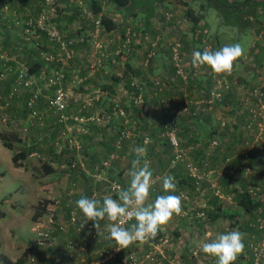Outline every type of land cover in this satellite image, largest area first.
I'll return each mask as SVG.
<instances>
[{
	"label": "rangeland",
	"instance_id": "374dc122",
	"mask_svg": "<svg viewBox=\"0 0 264 264\" xmlns=\"http://www.w3.org/2000/svg\"><path fill=\"white\" fill-rule=\"evenodd\" d=\"M79 0H65V2H69L71 4V6L75 3H78ZM103 4V8L105 11L110 12V14L113 13V11L111 10V6L109 5V3H107L108 0H101ZM188 1V0H186ZM238 3H242L245 0H234ZM184 0H171V3L173 4H180V7H182L183 13L186 9V6L183 5ZM193 2V1H190ZM190 4V3H189ZM261 4V3H258ZM65 3L64 0H37L32 1V0H25L24 3L22 2V0H0V16L2 14V12H5L7 15L11 14L13 11H16L19 16H22L24 18L28 17L27 15H25V12L30 13V16L34 19L37 20L39 18V15L42 12H45L46 15H51L50 14V10L51 9H55V13L52 16H49L51 20H54L58 23V25L60 26L61 32H62V37L63 39H69L73 41V45L72 48L74 49V56H72L70 59L65 60V62L61 65L62 66V70L64 72V78L61 81L60 86L68 93V101H67V108H66V113L69 116L68 121L64 122L66 123V129L67 131L70 133V135H66V136H62L61 132H59V134L61 135V138H59L60 143H65L68 147H70L71 149H75L77 147L76 143L80 142L81 139L80 137H74L75 135L73 134L74 130V124L78 123L79 120H75L74 117L75 115H71V112L69 113L68 111V105L71 102L72 97H74V91L75 88H79L80 86H85L87 80H88V76L91 74L93 75L94 73H96L98 76L99 75H109V73H113V75H116L118 77H121V75H124V78H128L130 79V81H135V86L137 85H141L142 89L143 86H146V90H152L153 89V94L151 93V97H150V101H145L146 99H144L143 94L141 95L143 98V103L142 105L145 106V111L150 110L153 113L157 114H161V119L162 122H153V120H151V122H147L151 116H149V112H146V116H145V124L147 125H151L152 127L149 128V126H146V128H144V136L148 137V143L147 144H140L141 147H145L147 152H146V159L150 162V167L151 170L153 171V177L155 175H162L165 172H168L170 169V160L172 159L174 150L173 147L171 145V143L169 142V146L167 147V145H165L167 148H163V141H159L158 136L162 137L163 140H165L166 138L168 139L167 136V131L169 130V121H170V117H171V113L169 112L172 108V103L175 104V106H178L180 104H182L184 102V94L188 91L186 90L188 88V85L191 86L190 81H181L182 83L180 84V88H186V89H180L176 91V96L175 98H173L170 95L165 94V92H167L169 90V84L167 79H170V76L174 75V67L172 68L170 65L172 64V59H171V43L174 40H177L181 43L182 45V51L184 53L183 55V62H184V73H190L191 69H190V61H191V55L193 53V51H200L199 50V46L195 45V41H193V38L195 35H199V33H203L205 34L206 37L205 40L206 42L211 46V49L213 48V45L211 44L210 41H208V30H206L207 32L204 33L203 29L202 31L198 32L197 29L195 30V33L193 31H191V27H192V23L188 21V23L186 25H178V23L180 22V20L184 17H187L184 13L183 17L180 18L181 15H178L179 11L177 9H179L178 5L176 8V5H171L170 8H163L160 12V16H162L164 14V20L166 21L165 23H162L163 27L161 29H156V31H149L146 34L143 35V40L146 41V47L144 48L142 55L139 56V60H138V65H140L141 63V68H137L132 67L129 70H127V66L126 63L124 64L125 58L127 56H131L134 55L132 54L133 52V46L137 45V42L135 41V38L137 37V29L136 27L138 26V22H129V21H125L123 23V25H125V28L128 26V30L125 29V35L124 38H114L110 32L111 31H105L100 25L96 26V24L93 22L92 24V28H90V31H87L88 33L85 35V41L88 43H90L92 45L91 47V51L89 53H87V55L84 54V51H81L80 53H76V49H75V34L73 33H68L69 31H71V29H65L63 30L59 21L57 20L58 18V9L60 7H64ZM78 6L82 5L81 8L84 7L85 5V9H88V5L87 2H85V0H83V2L77 4ZM184 6V7H183ZM193 6V11H196L197 13H199L200 11H205V6L201 5V3L198 2H194ZM260 7H262L261 5H257V8L255 9L256 12L258 13V17L261 19V10ZM133 7H130V9ZM176 8V9H175ZM145 10L141 11V14H144V12H147V7L144 8ZM111 10V11H110ZM82 16L84 18L89 17L92 21V16H89L88 13L89 11L87 10L86 12L84 11V9L82 10ZM215 9L213 7H209L208 10V16L212 21H217L216 19L220 16L217 14H215ZM235 11H232L231 13H229V18H230V23H233V21H235L234 19L238 17V15H240V12H237L236 14H234ZM105 14V13H104ZM86 15V16H84ZM237 16V17H236ZM9 17L11 16H7V19L4 20H0V24H5L7 26V28L10 26L13 30H15V34L17 35V38H23L24 41L20 40L19 42L16 41H9V42H2L3 45L0 44V49L1 50H5L7 51L11 56L14 57V59L18 60V64L20 65L22 63H25V56L23 55V57L21 55H17V51L18 53L20 51L24 50V46L28 43H32V42H38L39 45L43 44V35L41 36L42 32L37 31L36 29H33L31 34H28L29 36V40L25 39V35L26 33L24 32L23 29V22L24 20H19L20 22H15L14 20H9ZM135 17V15H134ZM223 21L226 19V17H223V14L221 13L220 16ZM88 18V19H89ZM220 18V19H221ZM221 19V20H222ZM80 20V19H78ZM94 20V18H93ZM183 20V19H182ZM190 20V19H188ZM233 20V21H232ZM225 22V21H224ZM237 22V21H236ZM137 23V24H136ZM230 23H225V26H227ZM261 23V22H259ZM182 24V23H181ZM262 24V23H261ZM256 25H258V23H254L253 27H252V34H249L248 32H246L244 29L238 27L235 30L236 37H237V43L239 42V38L242 40L243 36L240 37V35H242V33H248L246 34L247 36L250 35V39L252 40H256V39H262L263 35H261L260 37V32H259V28L256 29ZM264 27V26H263ZM256 29V30H255ZM135 32H134V31ZM150 30V29H149ZM257 31V33H254L255 31ZM44 34V33H43ZM45 35V34H44ZM246 35L244 37H246ZM41 36V39H40ZM46 36V35H45ZM233 36V35H232ZM113 39H115V43L113 42ZM264 39V38H263ZM262 39V40H263ZM129 40V41H127ZM66 41V40H64ZM202 42V46L204 45L203 41ZM247 42V41H245ZM25 43V44H24ZM96 43H101V47L96 46ZM81 44L83 46H85L84 44V39L83 42H81ZM123 44H127V46H123ZM57 44L53 43L52 46H50V51L51 53H56L55 48H56ZM52 48V50H51ZM89 50V49H88ZM160 50V52L162 53V56L160 59H163V65L158 66H153L152 68V61L154 58H156L157 56V51ZM150 51L153 52V54H151V56H148V53H150ZM40 57V56H39ZM79 58L81 63L78 64L77 61H74V59ZM118 59H117V58ZM251 56L246 53L244 55V57H242L243 61L247 62V64L250 65L251 69L253 72H255L257 74V76L259 77L260 80H264V72L260 70V67L256 68V71L254 69V65H252L251 62ZM40 59H42L40 57ZM115 59V67L113 68H103L100 70V65H98V61L99 63L102 64L106 62L107 60H112ZM130 60L132 59V57L129 58ZM43 60V59H42ZM147 60V61H146ZM44 61V60H43ZM97 61V62H96ZM146 61V63H145ZM95 62V64H93ZM49 66L53 65V63H56L55 61L53 62H46ZM135 63H137V61H135ZM160 63V61H159ZM26 64V63H25ZM246 64V63H245ZM98 67V68H97ZM205 69H209L208 66H204ZM262 68L264 67L261 66ZM69 68V70H67ZM53 69H56L54 66H51L50 69H44L45 72L50 73ZM135 69V70H134ZM105 70H108V72H104ZM144 73H149V74H153L155 76L160 77V75H162L163 79H155L154 81H158L159 82V86L162 87V91H159V98L157 99L155 97V92L157 91V86L154 84V81H152V83H150V86H148L147 84H142L141 82H137L136 80H134V78L137 75H142ZM243 75H245L246 77L248 76V72L247 70L243 71ZM40 73V72H39ZM93 73V74H92ZM232 75H234V73H231ZM38 75V74H37ZM174 77V76H173ZM242 78V79H241ZM239 79L244 80V77H241ZM136 79V78H135ZM179 80H181V78L177 77L175 78V81L179 82ZM183 80V79H182ZM66 81V83H65ZM74 83V84H73ZM192 83V82H191ZM101 84H103V82H101ZM131 85V82H130ZM187 85V86H186ZM36 89L39 90V92L41 93L40 98L38 100V102L41 100H45L44 98V94L45 95H50L53 92V89L57 86V85H53L49 88H45L44 83L40 82L38 84H35ZM2 87V84L0 85V88ZM195 86H192V89L190 90L191 93L193 92V88ZM51 91L50 94L45 93V91ZM237 90V89H236ZM236 92V96L234 95H227L225 97L224 100V107L220 108L218 110H212L209 112L206 111H198L196 116L194 117H199V118H207L208 119V123L209 124H213V125H218L221 123V121L225 122V126L220 127L221 129V135H223L224 137L221 139V143H220V149L223 151H219L218 149H212L211 147L208 146V141H205V139H201V140H196V139H192L191 134L188 133V138H181V141H179L181 148L184 151H187V155L189 157H191L192 159L199 161L201 158L205 157V152L206 155L208 154L209 156V160H210V165L211 167H221L222 165V159L224 156V152H228L231 151L233 148L232 146L234 144H239V140H237L236 135L235 136H230L229 132L227 130H230V128H233V126L235 124H238L237 122L234 123L236 119V117H234V111L233 110H228L226 109L227 105L231 104V101L237 96L238 93ZM1 91V89H0ZM76 92V91H75ZM140 94V93H139ZM137 94L131 101L132 104L137 105V103L135 102L136 97H138ZM235 94V93H234ZM4 95V94H2ZM233 95V94H232ZM44 98V99H43ZM87 98H92V100L90 101V104L87 103ZM100 99L99 96V92L94 91L91 93V95H89L88 97H86L84 99V108L92 106L94 104L95 101H98ZM158 100V102L156 101L155 103L154 100ZM161 99L164 100V102L161 101ZM114 102H118L115 103L118 106H120V101H114ZM112 101V103H114ZM114 104V105H115ZM113 105V107H114ZM140 106V104H138ZM46 106V104H45ZM12 109V104L10 106V108L6 111L9 114L10 119L13 120L12 123L10 122H3L0 119V123L2 125L3 128L2 129V133L4 135L8 136V140L9 141H14L15 145H19L22 141H27L26 138V133H25V128L23 127L24 125H21V123H19V118L16 116H12L10 110ZM83 109V108H82ZM184 113V112H182ZM112 115H114V113L112 112ZM169 115V117H168ZM178 115V114H177ZM189 115L187 113L181 114L179 113L178 115V119L180 120V118ZM78 116V115H77ZM101 117L103 116V122H105L106 116H107V112L104 113V115H100ZM79 117V116H78ZM100 117V118H101ZM168 118V119H167ZM31 119V118H30ZM42 117L39 119L41 120ZM58 119V117H57ZM187 119V118H186ZM182 120V122L180 121V133H186V130H181L183 129V127H181L183 124L185 125V120ZM80 122V121H79ZM6 124V125H5ZM167 126V129L165 131H162L160 129V126L163 125ZM154 125V126H153ZM13 127L14 130H12V132H10L9 128ZM80 127V126H78ZM156 128V129H152V128ZM229 129H227V128ZM124 128V126H123ZM128 130H130L128 127L126 128ZM162 131L164 133V136H161V134L159 133V131ZM66 131V132H67ZM77 131H79L77 129ZM193 131V130H192ZM191 131V132H192ZM16 133V138L14 139V133ZM72 132V133H71ZM189 132V131H188ZM12 133V134H11ZM179 133V134H180ZM196 134V132H194ZM178 134V133H177ZM12 135V136H11ZM241 136L242 133L241 131L239 133H237V137ZM179 136V135H178ZM169 140V139H168ZM77 141V142H76ZM158 142H160L159 144V148H157L156 146L158 145ZM80 144V143H79ZM191 147V148H190ZM156 148L158 150H156ZM80 148H76V150H79ZM204 152V153H203ZM137 155V153H136ZM57 159V158H56ZM54 158V160H56ZM134 159H136V157L134 156ZM49 164L52 165L50 162L51 160H53V158H49ZM53 160V161H54ZM127 161L126 157L119 160V162H115L114 166L115 169L117 171H119V169H121V167H123L124 169H127V174L124 175L123 177H120V174H116L114 175V177H110L109 174H107L106 169H104L101 177L99 180H96L94 178V173L96 171L95 167L98 166L101 163V160L97 161L94 167L93 164V168L91 171V176H90V180H87L84 183L79 182L76 178H74V175H79L81 177V173L84 172L83 168L85 167L83 160L81 161V159H78L77 157H74L73 155L67 154V157H64L63 161H58L60 162L58 166V168L60 169V171L62 172V181L64 183L65 181V186H67L66 190L67 192L72 190L73 194L76 193V195L78 196V199H80L82 196H86L88 198H94V199H98V200H103V198L105 196H111L114 199H118V193L120 190L122 189H127L130 185V176L128 174V172L131 169V166L128 164H125ZM2 164H0V173H4L5 177L3 178L2 181H0V199L2 198H9V200H11L12 202H14L15 198L19 197L20 192H23V195H28L27 190L23 187L22 184V180L19 177H14L11 175V168L9 163L1 161ZM71 162L75 163V168L74 169H69L68 168V164H70ZM253 163V161H252ZM256 167L253 168V173L252 175L248 178V179H241V184H243V186L248 187V186H259L261 187L264 184V153L262 155V158L259 159L256 163H255ZM159 167H163V169L159 170L157 168ZM182 172L184 174L185 170L183 169V167L178 166L176 169H174V172ZM34 177L35 178H39L36 170L33 172ZM227 177H222L220 181L224 180ZM38 180V179H37ZM159 183H161V186H158ZM156 189L155 190H151V194L149 197V200L147 201V203H152L154 202L155 198L158 195H165L166 192H162L160 193V188H162V181L159 182ZM222 184V182H221ZM57 185V186H56ZM113 185H119L120 188L119 190H115L113 189ZM225 184H222V186ZM50 187L52 186H56L57 187V191H61L59 188V185L57 183L56 180H54V183H50L49 184ZM19 187H22L20 189H18ZM181 187V186H180ZM179 187V185L177 184V188H176V195L178 194V190L184 192L189 198L191 199H196L198 205L205 202L208 206V203L210 202V199L215 196L212 192V190L209 188L210 186L207 185V183H204L202 186V190L197 191L195 188L194 190H188L186 188V186L182 185L183 189H181ZM228 187L229 189L232 188V186H230L229 182H228ZM19 190L18 192L16 190ZM81 189H84L85 192H81ZM89 189V190H88ZM185 189V190H184ZM224 192L226 194H230L232 196V194L230 193L229 190H226V187L223 186ZM88 190V191H86ZM77 191V192H75ZM62 193V192H59ZM203 193V194H202ZM264 194V193H263ZM167 195V194H166ZM68 197V195H66ZM42 197L41 199H37L32 201L30 208H33V210L35 211L38 208H42L43 206L46 207V205L48 203H51L54 206H57L59 204L63 203V199L64 198L63 194H50L49 198ZM73 202H76L73 200ZM76 205V203H74ZM77 208V206H75ZM196 205L193 208V211L195 212L196 210L199 209V206ZM188 206V202L183 201L182 200V210L186 209ZM209 207V206H208ZM205 208L206 209L208 208ZM222 209H229L232 212H234V216L230 217L229 215H220L218 218L216 219H212L211 217L208 216V222H203L201 220L198 219H187L181 215H173L172 219L175 218V222H170L172 221V219L169 221V223L167 225H164L160 228L161 229L164 228L165 233L162 234V236H160L158 238V241L155 243H159L161 244V247L165 250V256L166 259H169L167 252H170L172 250H168L170 249L169 246L174 242L173 239L176 237L174 236V232H176L175 229H173V227H175L176 224H184V221L186 220L187 223L189 222L188 228L190 233H192V239L194 241H192L190 243V246L192 247V249H198L197 254L193 255L191 252V255L193 257L195 256H199L203 259V262L200 264H217L216 258H212L210 257L211 255H207L205 254L202 250H201V244L203 242H211L212 239H214L213 237H216V235L223 233V232H227L225 230V226L229 225V228L231 230H239L240 232H242L244 234V244H245V249H244V253L239 255L237 260L235 261V263L240 262L241 264H264V251H262L258 257L257 262H255V255L253 253L251 244L256 245L258 244L264 234V231L261 229H258L257 227L254 226H249L250 222L255 221L256 217L258 216V214L253 210L252 212L249 213H243L241 211H239L237 209V206L235 205V201L233 199L232 203H229L227 201L222 203ZM53 212V211H50ZM22 213V221H21V231L18 232L15 231L16 234H18L19 238L22 239H27L30 238L32 236H36L35 232H31L30 230V220H32V215H29L27 213V215L21 211ZM48 213V210H46V213H44L42 216H40L39 218L41 219H45L46 218V214ZM207 213V212H206ZM208 215V214H207ZM60 217H53L54 220V224L53 227L55 228V234H57V229H56V222L55 219L58 222V219ZM62 220L65 219L61 218ZM107 220V219H105ZM104 220V221H105ZM108 221V220H107ZM136 223V222H135ZM16 230V229H15ZM163 230V231H164ZM162 231V232H163ZM167 239V241H164V239ZM32 241V240H30ZM152 240H149L147 243L143 244L142 249L140 250H136L135 248H131L124 252L121 251V253L119 255H117L115 258L110 259L104 263H107L109 261H111L114 264H129V262L126 260L125 262H123V259L125 258L126 253L129 252V250L135 251L137 252L138 256L140 253L142 252H146L149 250H155L153 248V246H151ZM107 245H105L106 247H113L114 245H116V243L114 241H108L106 243ZM21 248L19 247L18 250H20ZM171 253V252H170ZM38 256L39 259L37 260L39 264H59L55 261L54 258V253L51 252H47V251H43V250H39L38 251ZM175 256H173L172 254L170 255L171 258H176L178 255L174 254ZM140 258V257H138ZM194 259V258H192ZM209 259V260H208ZM90 258H88L86 260V262H80L79 264H86L87 262H90ZM193 261V260H192ZM1 263V262H0ZM165 264H169V262L167 260H164ZM2 264V263H1ZM25 264H30L28 261Z\"/></svg>",
	"mask_w": 264,
	"mask_h": 264
},
{
	"label": "crops",
	"instance_id": "0c3cea01",
	"mask_svg": "<svg viewBox=\"0 0 264 264\" xmlns=\"http://www.w3.org/2000/svg\"><path fill=\"white\" fill-rule=\"evenodd\" d=\"M24 1L25 0H22L23 3ZM32 1L36 2L37 0H32ZM136 1L143 3V4L141 6L138 5L137 7L134 6L131 9L125 8V9L117 10L116 8L111 6L109 1H107V3H109V5L111 6V10L113 11V13L110 14V12H107L104 9L102 10V12L105 13V15H107L108 17H110L116 25L115 29H112L110 32V34L114 38H119V36L120 38H123V35H125V31H126L125 29L128 30L129 28L128 26L125 28V25H123L125 21H129V22L139 21L138 26L136 27L137 37L135 38L137 45L133 46V52H132V54L134 55L127 56L124 61V64L126 63V66H127L126 67L127 70L135 66H136V69L137 68L142 69L141 63L140 65H138L139 64L138 60H139V56L142 55V52L144 48L146 47L145 45L146 41L143 40V35L149 31L155 32L156 29L159 30L163 27L162 23L166 22L163 17L164 14L162 16L159 15L163 8H170L171 5H176V8H177V5H178L179 6L178 7L179 9H177L179 11L178 15H181L180 18H182L184 15L182 7H180V4L179 3L173 4L171 3V0H162V1L160 0H136ZM190 1L192 0H188L187 3H190L188 5L191 6L192 9H193L192 5L194 4V2L199 1L201 5L204 4V0H193V2H190ZM80 2L82 3L83 0H79L78 3H75L71 6V4L69 5L66 4L64 0V3H65L64 7H60L58 9L59 11L58 19H60L59 23L62 26L63 30L67 28V29H71V31H69L68 33H72V34L76 33L74 40H75V49H76L77 55L81 51H84V54L87 55V53L91 51L92 45L90 43L87 44V42L85 41V35L88 33L87 31H90V28H92V25L89 22H84L82 25V28H83L82 33L79 32L82 22L78 20V15L77 16L75 15V10H76L75 5L79 4ZM262 2H264V0H245L244 2H242L244 4L238 7L240 10L238 9L234 13L236 14L237 12H240V14L242 15H245L247 13H250V15L252 14V16L255 18L253 19L254 22L250 23L251 25L249 26L248 24H245L244 22H238L236 18L234 19L235 21L232 20L233 23H230L229 13H231L232 11H234V9H236V8H232L233 6L227 8L228 9L227 11H223L221 8H216L214 5L213 6H209L210 4L205 5L204 12L200 11L199 13H197L196 11H194L196 16H200L199 17L200 21H199V26L197 28L193 30V28L191 27V31L195 33L196 29L198 32L202 31V29L208 30V38H209L208 41H210L211 44L213 45V48H212L213 51L219 50L225 45H232V44L237 43V37H236V34L234 33L238 27L244 29L249 34H252L253 24L258 23V25H256V29L259 28L260 37H261V35L264 34V27H263L264 21L262 19V14H261V19H260L255 9L257 8L256 5ZM103 4L104 3H102V6ZM145 7L148 8L147 12L146 13L144 12V14H141V11L142 10L144 11ZM209 7H213L215 9V12H216L215 14H217V16L218 15L221 16V13L223 14V17L228 16L224 20L225 22L220 16L216 19L217 21H212L207 14ZM87 10L84 9L85 12ZM69 17H73V18L70 19ZM93 18L94 20L98 19V17H93ZM182 19L180 20L178 25L184 26L188 23V21L189 23L191 22L190 20H188L190 19L189 17H184ZM259 22H261L262 24ZM225 23H230V24L225 26ZM237 23H240V24L238 25ZM248 33H242L240 37L243 35L245 36ZM254 33H257V31H255ZM244 36L242 40L239 38V42H238L239 44H241V46L244 49V55L248 53L251 56L250 58H251L252 65L254 62H256L257 67L258 68L260 67V70L264 72V67L263 68L261 67L264 65V51H263L264 35L262 37L263 40L256 39L255 41L253 39L252 40L250 39L251 37L250 35L248 36L246 35V37ZM83 39H84L85 46L81 44V42H83ZM20 40L24 41L23 38H21V36L20 38H17V35L15 34V30H13L10 26L7 28L5 24H0V44L2 42H9V41L19 42ZM113 42L114 44H116L115 39H113ZM1 45H3V43ZM195 45L199 46L197 44ZM244 55L242 57H244ZM161 56H162V53L160 52V50H158L156 58H154L151 63L152 68L155 65L159 67L160 65L164 64L163 63L164 58L160 59ZM130 57H132L131 60L129 59ZM242 57L234 63V67H233L234 76L235 78L237 77L238 80H241L242 79L241 77H244L245 78L244 80L252 79L254 72L252 71L250 65L247 64V62L243 61ZM74 61H77L78 64L81 63L78 57L74 59ZM135 61H137V63H135ZM114 62H115V59H112V60H107L106 62H104L103 66L101 63H99V61L97 64L101 66L100 67V70H101L104 67L105 68L115 67ZM93 64H95V62ZM170 66L173 68V65H170ZM67 70H69V68ZM245 70L248 71L246 72L248 73L247 77L243 75L244 73L243 71ZM104 72L107 73L108 70H105ZM169 76H170V79H167L168 83H170L168 86L169 90L165 92V94L170 95L173 98H175L176 96L175 94L177 90L186 89L187 87L180 88V84L182 83L181 81L183 82L185 81L181 79L179 80V82H177L175 81V78L173 76L171 75ZM114 77L118 78L116 82L114 80ZM124 77H125L124 75H121V77H118L116 75H113V73H109V75H99V76L96 73H94L93 75L90 74L88 76V80L85 86H83V88L82 86H80L78 89L75 88L76 92L74 91L75 93L74 97H72L71 102L68 105V111L69 113L71 112V115H75V117L79 116L78 118H82V120L85 119L82 122L78 121V123L74 124V130H75L73 131V134L75 135L74 137H80L81 139V141L79 142L80 147H76V148H80L79 150H76V148L71 149L65 143H60L59 138H61V135L68 136L70 135V133L66 129V123H63V124L60 123L57 120V117L55 116V114L47 110L45 106L46 104L45 100L40 99V101L38 102V108H39L38 110L42 117V119L39 120L40 118H37V117L30 119L28 110H23V105L26 102V98L30 94L29 91H22L18 96H16L13 99L12 109L10 110V112L12 116H16L19 118V123H21V125H24L23 127L26 130L25 136L27 138V141H22L19 145H15L14 141H11L12 148H8L4 146L2 139L0 137V164H2L1 161L9 163L10 168H11V175L14 177H19L22 180L21 185H23V187L27 190L26 194L28 195H23V192H20L19 197L15 198L14 202L9 200V198H5V197L0 199V262L2 264H5V261L15 262L17 259H19L22 255L23 250L27 246L28 242L30 240L34 241V239L36 238V236H32L24 240L22 238H19L18 234L15 233V231L18 232V229L19 231L22 230L21 229V221H22L21 211H23L26 215L27 213L29 215H32V213L34 212L33 208H30L32 201L41 199L42 197H45V196H47L46 198H49L50 194L52 193L53 194H63L64 196V198L62 197V199L64 200L62 204L54 206L51 203H48L46 205V210H48V212L53 211L54 216L56 218L60 217L58 219V222L55 219L56 229L58 230L57 236H58L59 242L64 240V238L68 235L75 236L78 238L80 237V234L75 232L72 225L67 223L69 211L70 209L74 207L75 205L74 203H76V202H73V200L75 201L76 199L77 201L78 196L76 195V193L73 194L72 190L67 192L66 190L67 186H65L66 185L65 181L63 183V181L61 180L62 172L57 166L60 164L61 161L64 160V157L65 158L67 157V154L73 155L74 157L78 156V159H81V161L83 160L84 162L85 167L83 168L84 172L81 173V177L79 175H74L75 176L74 178H76L81 183L85 184L87 180H90V176H91L90 173L92 171L93 164L95 167V165H97L96 162L99 160L101 161L104 160V157L106 156V154H108V157L110 156V158L112 155H114L115 157V160L111 162V166H109V168L107 169V174H109L110 177H114V175L116 174H120V177H123L124 175L127 174V169H124L123 167H121V169L117 171L115 169L114 164L115 162H119V160L126 157L127 161L125 164H128L131 166V162L134 160V156L137 158L135 149L141 146L138 145L136 147V144L134 143L135 141H137L138 137H141L142 135H144L143 134L145 130L144 128H146V126H149V128L152 127L151 125L145 124L146 112L151 113L149 114L151 118L147 122L149 121L151 122V120H153V122L155 123L162 122L161 114H157L158 112L156 113L155 111V113H153L152 111L147 110V109L145 111V107H142V106L135 107L132 104V101H131L132 96L127 89V81H130V79L124 78ZM12 78L13 77L10 75L8 79L2 83V87L0 88L1 89L0 95L5 94L8 91L11 85V82H12ZM135 78L134 80H136L137 82H141L142 84H147L148 86H150V83H152V81H154L155 79H161V80L163 79L162 75L158 77L153 74L144 73V72L142 75L140 76L137 75ZM189 81H190L191 86L188 85V88L186 89L188 91L192 89V86L194 85L195 82L197 83V81L199 82V84H203V85L208 84L203 74H200L195 80V82L194 80H189ZM101 82H103V84H101ZM94 91L99 92L100 99L98 101H95L92 106H89L86 108L82 107V106H85L84 99L88 97L89 95H91V93ZM151 91L153 94V89L148 91L146 90V86H143V92H145V95H146L145 97L148 99V101H150ZM45 93L50 94L51 91L50 90L45 91ZM147 94H148V97H147ZM232 94H233L232 95L233 97L234 95L236 96L235 91H233ZM43 96L46 99L47 95L44 94ZM112 101L113 102L120 101V107L122 108L121 115L120 114L112 115L113 105L115 103H118V102L112 103ZM105 112H107V116H106L107 120L103 122V116L101 117L100 115L102 114L104 115ZM92 117H98V118L101 117V119L99 118L98 121L97 120L95 121V120L90 119ZM191 117H194V116L186 115L180 118V120L178 119V132L177 133L179 137L181 136L182 138H185V139L188 138L187 136L189 133L188 132L189 124L187 123H190V122L186 118L190 119ZM184 119H186L187 121L185 120L186 121L185 125L183 124L181 126L183 127V129L181 130H186V133H180L179 132L180 121L182 122V120ZM234 126H237V124H235ZM127 127L130 130L126 129ZM5 128H3L0 123V133H2V129H5ZM80 128H83L84 132L77 131V129H80ZM121 129L124 130L125 132V137H124L125 139L119 151H114L113 145L114 143L115 145L117 143V139L115 138V136L117 135L118 131ZM152 129H156V128L153 127ZM9 130L10 132H12V130L14 129L13 127H10ZM231 130H232L233 136H235L236 129L231 128ZM59 132H61V135L59 134ZM159 133L161 134V136H164V133L161 130L159 131ZM232 134L230 133L229 135L232 136ZM14 135L16 136V133H14ZM223 137L224 136H222V138ZM158 138H159L158 139L159 141H162V137L158 136ZM159 144L160 142H158V145L156 146L157 148L160 147ZM157 148L156 150H158ZM23 149H28L29 153L26 155L24 159L18 160V162L21 163L19 166H15L12 160V156L14 153L19 152ZM49 158H53V160L54 158L55 159L57 158V159L54 161L51 160L50 163L52 164L53 170L47 174L45 173V170L42 165L44 162L49 161L48 160ZM157 169L161 170L163 169V167H159ZM35 170L39 178L33 179L34 177L33 172ZM4 177H5V174L3 172L0 173V181H2ZM54 180L57 181L61 191H57V187H56L57 185L52 186V187L49 186L50 183H54ZM158 186H161V183H159ZM20 188L22 187H19L18 189ZM18 189L16 190L17 192L19 191ZM159 191L160 193H162L163 189L160 188ZM59 192H62V193H59ZM81 192H85V190L81 189ZM66 195H68V197ZM222 214L223 212H221L220 215ZM64 217L65 219L62 220L61 218H64ZM82 219L83 221H85L84 216L82 217ZM175 221H176L175 218H173L172 221L170 222L173 223ZM35 222L36 221L30 220L31 232H34ZM187 224H189V222L187 223V221L185 220L184 224L181 225L179 223V224H176L175 227H173V229L176 230V232H174V236L176 237L173 239L174 242L169 246L170 249H168V250H172L170 251L171 253L170 252H167V253H169L168 256H170L171 254L175 256L174 254H177L178 255L177 257L182 261L183 264H200L203 262V259L199 256L193 257L191 255V251L193 249L190 246V243L194 240L192 239V233H190ZM100 225L101 226L99 230L100 232L99 236L101 237V243L106 244L108 241L107 239L103 238V232H104L105 225H107V220L101 221ZM163 230L164 228L161 229V232ZM162 233H165V230ZM143 244L144 243H141V242H134L127 248L129 249L135 248L136 250L137 249L140 250L144 248ZM149 244H151V246H153L155 250H158L162 252L163 254H165V250L161 247V244L159 243H149ZM19 247L21 248L20 250H18ZM42 250L47 251V252H51V251L53 252L54 248L50 247V248H44ZM94 253H95V249L92 248V253L88 257L91 260L90 262H87L86 264H96L95 262L96 258L94 256ZM210 257L214 258L213 256H210ZM166 260L168 261V259ZM26 262H27V258L21 264H25ZM102 264H114V263L109 261L107 263H102Z\"/></svg>",
	"mask_w": 264,
	"mask_h": 264
},
{
	"label": "built area",
	"instance_id": "2783aa9c",
	"mask_svg": "<svg viewBox=\"0 0 264 264\" xmlns=\"http://www.w3.org/2000/svg\"><path fill=\"white\" fill-rule=\"evenodd\" d=\"M55 12V9L50 10L51 15H46L45 12H42L37 20H34L30 16L28 10L25 12V15L28 16L26 18L19 16L16 11H13L9 15H7L5 12H2L0 20L7 19V16H11L9 17V20H14L16 23L20 22L19 20H24L22 21V27L26 33L25 39L28 40V34H31L33 29L44 33L50 43L57 44L56 47L58 48V51L56 53L45 51L41 49V47H39L38 43L36 42L40 57L45 62L55 61L63 64L65 60L74 56V49L72 48L73 41L69 39H63L60 26L56 21L50 19L49 16H52ZM88 15L92 16L90 12ZM94 23L96 26H99V18L94 20ZM203 32L206 33L207 31L204 29ZM202 41L204 43V50L206 48L211 49V46L206 42L205 37H202ZM126 45L127 44H123L124 47ZM96 46L101 47V43H96ZM151 54H153L152 51L148 53V56L150 57ZM183 55L184 53L182 51L181 43L177 40H174L171 43V59L174 67V78L179 77L186 82L189 80H194L195 82L197 77L200 74H203L208 84L203 85L199 84L198 81V84L195 82L193 92L191 93L190 91H187L184 94V102L182 104L175 106V104L172 103V108L169 111L171 113L169 130L166 134L173 147L174 153L172 159L170 160V170L156 177H163L169 174L174 176L172 170L176 169L178 166H181L185 170L186 175L193 179L197 191L202 190L203 184L207 183L220 203L225 201L232 203V196L224 192L220 181L222 177H227L229 179L230 186L236 188L237 191L240 192L246 190L252 199L259 201V206L254 210L258 216L256 217L255 221L249 223V226H254L264 231V184L261 187L248 186L244 189L241 183H239V180L248 179L252 175L253 168L256 167L255 163L260 157L262 158L264 153V80H260L259 77L256 76L255 81L251 84H238L235 80L236 78L232 76V74H216L210 68L205 69L204 66H202L200 69H196L192 66L191 61L189 63L191 73H184ZM12 60H15L13 56H11L7 51L0 49V85L6 81L10 75H13L8 91L4 95H0L1 121L10 123L13 122L6 111L10 108L13 99L22 91H29L31 94L26 101L29 117L41 118L39 110L36 106L37 98L41 95V93L36 89L35 86V84L40 82L44 83L45 88L57 85L53 89V92L46 96V108L57 115L58 121H68L69 116L66 113L68 93L60 86L61 81L64 78V72L62 68L53 69L50 73L41 72L37 75L31 73L28 66L23 63L13 68L10 65ZM135 84V81H131V85ZM154 84L157 86L156 93L162 91V87L159 86L158 81H155ZM136 86H138V83ZM235 87L237 89L236 91L238 96L237 98H234L231 104L227 105L226 109L234 111V117L237 119L234 121V123L237 122L238 124L237 126H233L232 129H236V138L240 142L238 145L234 144L231 151L224 152L221 167L213 168L210 165L209 156L208 154L206 155V152L204 158L196 161L187 155V151H184L181 148L179 143L181 139L177 134V117L179 113H187L191 116H196L197 112L201 110L209 112L215 109L218 110L220 108L225 109L224 98L226 94L233 92ZM141 95L142 94L140 93L135 99V102L140 105L143 103V98ZM91 100L92 98H87V103L90 104ZM161 101L164 102L163 99H161ZM121 110L122 108L120 106L117 104L114 105V114L121 115ZM99 118L92 117L90 119L98 121ZM74 119L79 120L80 122L85 120H82V118L78 117H74ZM219 126H225V122L221 121ZM78 130L84 132L83 128ZM240 131L242 135L237 137V133ZM124 136L125 132L121 131L119 137L117 138V148L119 147L120 141ZM222 136L223 135H221L220 127H216V131L212 134V138L208 141V146L212 149L223 151L220 149V141ZM143 143H148L147 136L143 137ZM76 145L77 147H80L78 142ZM111 158H114V155H112ZM108 164L109 161L103 162L104 166ZM68 168L74 169L75 163L72 162L70 165H68ZM102 173L103 168L96 166L94 178L99 180ZM175 180L177 182L176 178ZM118 188L119 185H113V189ZM178 195L181 197V201L183 200L188 202V206L186 209L182 210L181 216L187 219L195 218L203 222H208V215L205 211V208L208 206L205 202L198 205L196 199L189 198L184 192L180 190H178ZM196 205L199 206V209L194 212L193 208ZM83 216V213L78 208L73 207L70 209L67 223L72 225L75 232L80 234V237L78 238L68 235L61 242H59L58 236L55 234V228L53 227L54 213L48 212L45 219L38 218L34 225V232L36 234L34 242L37 247L36 249L42 250L44 248H54V258L59 264L84 263L91 255L92 248L95 249L94 256L96 258V264H102L110 259L115 258L121 253V251L126 252L128 250V248H119L117 244L113 247L101 245V237L97 235L96 230L92 227L91 221H89L82 229L80 228V225L84 223L82 219ZM135 222L136 221L132 219L123 226L130 228ZM109 223L112 222L107 221V224ZM225 230L231 231L229 225L225 226ZM107 235L108 232L105 225L103 238H106ZM164 241H167V239L165 238ZM251 247L256 258L255 262H257L260 253L264 251V234L261 241L256 245L251 244ZM192 251V254L196 255L198 249H193ZM168 257L169 264H183L178 257ZM38 259L39 256L37 250L31 251L27 256V261L30 264H39L37 261ZM126 260L129 262V264H165L164 260H166V256H164V254L158 250L142 252L139 254V256L137 252L129 250L123 259V262Z\"/></svg>",
	"mask_w": 264,
	"mask_h": 264
},
{
	"label": "clouds",
	"instance_id": "9594fccd",
	"mask_svg": "<svg viewBox=\"0 0 264 264\" xmlns=\"http://www.w3.org/2000/svg\"><path fill=\"white\" fill-rule=\"evenodd\" d=\"M244 55L239 43L225 45L219 50L205 49L193 51L191 64L200 69L208 66L216 74L230 75L234 63ZM137 158L131 162L129 171L130 185L118 193V199L105 196L103 200L82 196L76 201L77 208L85 217L82 229L89 221L100 234V222L107 219L112 222L106 225L107 239L113 240L119 248H127L134 242L147 243L155 239L158 231L167 225L173 215L182 214V201L179 195H158L154 202L147 203L151 189L162 181V189L166 193L176 191L177 182L172 175L153 178L150 162L146 157V148L135 149ZM134 219L136 223L130 228L123 225ZM244 234L239 230H231L216 235L211 242H203L201 250L216 258L217 264H235L238 256L244 253Z\"/></svg>",
	"mask_w": 264,
	"mask_h": 264
},
{
	"label": "trees",
	"instance_id": "16d2710c",
	"mask_svg": "<svg viewBox=\"0 0 264 264\" xmlns=\"http://www.w3.org/2000/svg\"><path fill=\"white\" fill-rule=\"evenodd\" d=\"M108 1L110 2L111 6H113L117 10H121V9H125V8L129 9L130 7H134V6L137 7L138 5L141 6L143 4V3L137 2L136 0H108ZM160 1H162V0H160ZM85 2H87L88 11L94 17H98L99 18L100 26L105 31H111L112 29H115L116 25L113 22V20L102 12L103 6H102V1L101 0H85ZM66 4L69 5L70 3H67L66 2ZM188 4L189 3H187V1H184L183 2V5L184 6H187V8L185 9L184 13H185V15L187 17L190 18V21L192 23V28L194 30L195 28H197L199 26V21H200V18L199 17L200 16H196L195 15V12L193 11L194 9H192L191 6H189ZM243 4L244 3L241 4V3L235 2L233 0L232 1L231 0H204V4L203 5L204 6L205 5H209V6H213L214 5L216 8H221L223 11H227L228 10L227 8L233 6L232 8H236V9H234V11L236 12V10L239 9L238 7L242 6ZM257 5L258 6L259 5L264 6V2H262L261 4H257ZM75 9H76L75 10V15L76 16L78 15V19H80V21L82 22L81 23V27L79 29V32L82 33V30H83L82 25H83V23L84 22H89L92 25V23L94 22V20H93V17H92V22H91V19L89 17H87L86 15H84V16H86V18L82 17V15H83L82 14V12H83L82 10L85 9V8H81L80 5L79 6L78 5H75ZM260 10L262 12L261 13L262 14V19L264 21V7L260 8ZM261 14H259V15H261ZM238 17H239V18H237L238 22H244L245 24H248V26L251 25L250 23L254 22L253 19L255 18V17L252 16V14L250 15V13H247L245 15L240 14V15H238ZM69 18L72 19L73 17H69ZM57 20L60 22V19L57 18ZM237 24L239 25L240 23H237ZM42 35H43V37H42L43 38V40H42L43 41V44L42 45H39L38 44V46L41 47V49H43L45 51H50L49 50L50 49V46H52L53 44L50 43L47 40L46 36L43 33L41 34V36ZM41 36H40V39H41ZM204 36H206V35L203 34V33H199V35H195L194 38H193V41H195V44L199 45V50L201 52L204 51V48H203L202 42H201L202 37H204ZM123 38H124V35H123ZM51 50H52V48H51ZM56 51H58V48L57 47L55 48V51L54 52H56ZM263 51H264V49H263ZM16 53H17V55H21L22 57H23V55L25 56V59H26L25 60V63L26 64L25 63H23V64L27 65L28 68H29V71L31 73H34V74H39V72L40 73L41 72H45L44 69H47L48 70V69H50L51 66H54L55 68H62V66H61L62 64L60 62L53 63V65L49 66L45 61H43L42 59H40V57H39L40 55H39L38 47L36 46V42H32V43L26 44L24 46V50L23 51H20L19 53L17 51ZM256 58H258V57H256ZM256 60H258V59H256ZM18 62L19 61L16 60V59L15 60H12L10 62V65L13 68H15L17 66ZM253 65H254V69L256 71V67H257L256 62H254ZM45 73H47V72H45ZM232 76H234V75H232ZM256 76H257V74L254 72L252 79H249V80H238L237 77H236L235 80H236V82L238 84H243V83L251 84V83H253L255 81ZM12 77H13V75H12ZM114 80L116 82L118 80V78L117 77H114ZM130 82L131 81H127V89H128V91L130 92V94L132 96L131 100L137 94L141 93V94H143L144 99H146L145 101H147L148 99L145 97L146 95H145V92H143L142 86L141 85H138V86L130 85ZM235 86H237V85H235ZM234 91H235V89H234ZM150 93H152V91ZM154 94H155V97L157 99L160 97L159 96V93H156L155 92ZM229 94L232 96V92L226 94V96L229 95ZM30 95L31 94H29V96ZM29 96L26 98V101L29 98ZM147 97H148V94H147ZM39 98H40V96H38V98H37V105H36L37 108H38V100H39ZM157 99L154 100V102H156V101L158 102ZM224 100H225V98H224ZM26 106L27 105H26V102H25V104L23 105V110H28V108ZM134 106L135 107H138L139 105L137 104V105H134ZM140 106L145 107L143 105H140ZM49 111H51V110H49ZM55 116L57 117L56 114H55ZM168 117H169V115H168ZM187 120H189V122H190V123H187V124H189L188 131H189V133L192 136L191 138L192 139H196L198 141L201 140V139H203V138L205 139V141H209L212 138V134L216 131V127L217 128L219 127L218 125H213L212 123L209 124L208 123V119L206 117L204 119L203 118H199V117H191L190 119L187 118ZM60 123L63 124L64 122L61 121ZM160 129L162 131H165L167 129V126H164V124H163V125L160 126ZM227 129H229V128H227ZM121 131H124V130L121 129V130L118 131L117 135L115 136L116 139L119 137ZM227 131L229 132V134L230 133L232 134L231 128H230V130H227ZM194 132H196V134ZM13 136H14V139H15L16 138L15 135H13ZM232 136H233V134H232ZM0 137L2 139V142H3L4 146H6L8 148H12V143H11V141H9L7 139L8 138L7 135H4L3 133H0ZM124 137L120 141V145H119L118 148L116 147V145L114 143V145H113L114 151H119V149L121 148L122 143H123V141L125 139ZM162 141H163V148L164 149L167 148L169 146V142H168L169 140L166 138L165 140L162 139ZM142 143H143V136L138 137L137 138V141H135L134 144H136V147H137L138 145H140ZM164 144L167 145V147ZM28 153H29V150L28 149H23V150H21L19 152L14 153L13 156H12V160H13L14 165L15 166H19L21 163H19L18 160L24 159ZM259 159H261V157ZM113 160H115V157L112 159V158H110V156L108 157V154H106V156L104 157V160H102L101 163L98 166L100 168H103V171H104V169H106V168L108 169L109 166H111V162ZM104 161H109V164L106 165V166H104L103 165V162ZM70 164H68V165H70ZM42 166H43V168L45 170V173H47V174L50 173L53 170L52 169L53 167H52V165L49 164V161L44 162ZM95 169H96V167H95ZM107 169H106V172H107ZM172 172H173L175 178L177 179V184L179 185V187L181 186L180 187L181 189H183L182 185H184V186H186V188L188 190H194L195 184H194V181H193V179L191 177L187 176L186 174H184L182 172H178V171L174 172V169L172 170ZM156 176H158V174L155 175L153 178H155ZM240 181L241 180H239V183H241ZM159 182H161V181H157V183L153 186V188L151 190H155ZM221 182H222V184H225L223 186L226 187V190H229L230 193L232 194V198L234 199L235 205L237 206V209L239 211H241L243 213H249V212H252L253 210H255L259 206V201H256V200L252 199L251 196L246 192V190H243V191L240 192V191H237V189L234 188V187H232L231 189H229V187H228L229 179L228 178H225ZM241 185L243 186V184H241ZM119 188H120V186H119ZM119 188L118 189H115V190H119ZM243 188L245 189L246 187L243 186ZM176 193L177 192L175 191V192L166 193V194L167 195H169V194L170 195H176ZM208 206L209 207L206 209V212H207L208 216L211 217L212 219L218 218L220 216L221 212H223L224 215H229L230 217L234 216V214H235L234 212H232L229 209H222V203L219 202V200H218V198L216 196H213L210 199V202L208 203ZM45 212H46V207L45 206H43L42 208L36 209L34 211L33 215H32V220L33 221L38 220V218L40 216H42ZM162 234L163 233L159 230L158 233H157V235H156V237H155V239H151L152 240L151 242L152 243L157 242L158 241V238L160 236H162ZM104 239H106V238H104ZM107 241H111L112 242L113 240L107 239ZM100 244H102V243H100ZM102 245L105 246L106 244L103 243ZM36 248L37 247H36L35 242L34 241H29L28 244H27V246L23 250L22 255H21V257L19 259H17L15 262L5 261V264H21L22 262H24V260L27 258L28 254L31 251L37 250V252H38L40 250V249L38 250ZM235 264H241V263L238 262V263H235Z\"/></svg>",
	"mask_w": 264,
	"mask_h": 264
}]
</instances>
